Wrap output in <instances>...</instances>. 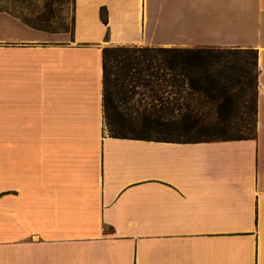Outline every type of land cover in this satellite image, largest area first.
Returning <instances> with one entry per match:
<instances>
[{"label": "crops", "instance_id": "1", "mask_svg": "<svg viewBox=\"0 0 264 264\" xmlns=\"http://www.w3.org/2000/svg\"><path fill=\"white\" fill-rule=\"evenodd\" d=\"M54 7L0 10V264H264V0ZM106 45L255 50L254 136H113Z\"/></svg>", "mask_w": 264, "mask_h": 264}, {"label": "trees", "instance_id": "2", "mask_svg": "<svg viewBox=\"0 0 264 264\" xmlns=\"http://www.w3.org/2000/svg\"><path fill=\"white\" fill-rule=\"evenodd\" d=\"M43 1L44 9L40 13L32 19L24 18L23 20L37 28L67 30L68 25L63 23L54 25L50 21L53 8L49 6L51 1L55 2L54 4H60L67 0ZM0 10L14 13L1 6ZM243 54L250 55L252 57L251 64L256 67L257 54L252 49L135 45L104 47L102 50L104 110L106 102L116 109L111 102L113 96L119 103L120 100L123 102L133 101L137 96L134 102L137 108L131 111L135 110L137 116H140L143 121L154 120L171 123L178 121L177 119L181 116L183 119L200 117L202 99L211 98L212 92H215L219 87L224 84L229 87L242 85L245 89L249 88L252 82H256L257 70L252 75L246 69L248 60L242 56ZM108 86L114 87V90L110 92ZM256 96L257 90L254 89L246 105V112L248 110L254 117L253 135L250 137L254 136ZM111 134L113 136H128ZM247 137L222 136L195 140Z\"/></svg>", "mask_w": 264, "mask_h": 264}, {"label": "rangeland", "instance_id": "3", "mask_svg": "<svg viewBox=\"0 0 264 264\" xmlns=\"http://www.w3.org/2000/svg\"><path fill=\"white\" fill-rule=\"evenodd\" d=\"M54 3L50 2V8H55ZM43 4V0H0L1 7L29 19L36 16V12L39 8H43ZM105 47L114 46L106 45ZM242 56L248 60L246 69L252 75L255 74L257 67L251 64L252 57L248 54ZM242 87V85L229 87L224 84L212 92L211 98L202 99L200 117L183 119L181 116L177 119L178 121L171 123L154 120L143 121L140 116H137L135 110L131 111L137 108L134 103L137 96L133 101L123 102L120 100V103L113 96L111 102L116 109H113L107 102L105 110L103 106L105 128L109 133L120 135H147L176 139H208L222 136L250 137L253 135L254 117L248 110L246 112V105L252 91L257 89V82H252L250 87L248 85L249 88ZM108 89L112 92L114 87L108 86Z\"/></svg>", "mask_w": 264, "mask_h": 264}]
</instances>
